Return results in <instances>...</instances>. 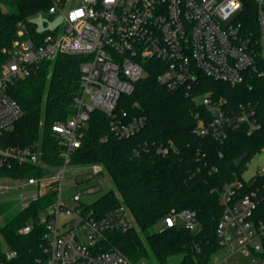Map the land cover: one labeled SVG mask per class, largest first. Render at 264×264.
I'll return each mask as SVG.
<instances>
[{"label":"built area","instance_id":"2783aa9c","mask_svg":"<svg viewBox=\"0 0 264 264\" xmlns=\"http://www.w3.org/2000/svg\"><path fill=\"white\" fill-rule=\"evenodd\" d=\"M51 1L47 14L60 18V26L45 31L41 38L38 31L37 39L28 38L20 28L0 68V166L28 164L47 173L32 178H0L11 183H0V202H11L14 209L23 211L32 202L51 196L36 220L44 229V259H38L37 264H145L143 260L131 262L117 249L103 251L99 247L108 233L126 232L133 221L123 206L95 217L90 204L81 201V196L101 190L97 179L103 175L100 165L75 167L71 163L83 129L91 113L98 111L108 118L115 139L129 140L140 133L145 119L131 118L118 110V104L152 66L158 84L192 97L206 108L205 117L195 112V118L199 117L193 133L198 137L223 142L234 125L245 126L248 135L259 131L261 124L254 107L240 105L232 112L224 100L195 92L202 77L232 87L254 76L264 77V0H253L257 38L237 19L240 0H80L73 6L71 0ZM59 54L81 57V62L71 114L51 126L61 160L59 166L51 168L43 162L39 144L11 146L3 137L22 117L19 105L7 92L9 84ZM169 151L162 145L155 148L159 156ZM75 168H85L83 175L95 179L96 185L76 190L78 177H74L75 192L62 200L65 174ZM258 177L264 178V164L251 178L242 180L247 184ZM243 182L234 180L222 188V215L215 232L219 249L211 264H240V258L249 264H264V220L255 215L264 202V183L242 193ZM197 226L195 213L188 210H172L163 220L164 229L182 227L194 232ZM32 228V223L26 224L17 232L27 235ZM4 246L5 251L0 243V264H15L17 253Z\"/></svg>","mask_w":264,"mask_h":264},{"label":"trees","instance_id":"16d2710c","mask_svg":"<svg viewBox=\"0 0 264 264\" xmlns=\"http://www.w3.org/2000/svg\"><path fill=\"white\" fill-rule=\"evenodd\" d=\"M240 1L242 8L237 19L257 38L256 5L253 0ZM0 2L8 8L6 13L0 10L1 68L20 28L25 29L28 38L37 39L36 26L26 20L39 11L47 12L52 1ZM46 34L43 31L40 38ZM80 62L81 57L59 54L53 61L40 63L28 76L9 84L7 92L19 105L22 117L5 133L6 145L24 147L40 141L43 162L51 168L60 165L51 126L65 121L71 114L78 91ZM156 76V69L147 67L145 76L134 84L133 92L122 96L118 104V110L126 111L131 118L145 119L140 133L129 140H117L109 130L108 118L95 111L83 129L80 147L71 163L75 167L100 165L113 186L88 206L95 217L123 206L133 221L126 232L108 233L100 242L103 251L117 249L133 263L152 258L156 264H167L168 258L179 255V264H209L219 249L215 232L222 215L219 204L222 188L234 180L243 182L247 162L264 147V77L254 76L234 87L200 79L196 94L211 93L213 99L224 100L232 112H237L240 105L252 106L261 124L260 130L251 135L245 126L234 125L227 138L217 142L193 133L194 111L205 115L206 108L192 97L158 84ZM161 145L169 147L165 156L155 152ZM243 154L246 157L235 166L234 161ZM46 173L28 164L0 166V178H32ZM263 183L262 177L255 182H243L242 193ZM50 201L51 196L40 198L13 214L9 212L11 202H0V238L17 253L15 264H37L38 259L43 262L44 229L36 220ZM172 210L194 212L197 230L164 229L163 220ZM255 215L264 220V202L257 207ZM30 223L33 228L29 234H18L20 227ZM157 225H162L160 231L154 230Z\"/></svg>","mask_w":264,"mask_h":264},{"label":"rangeland","instance_id":"374dc122","mask_svg":"<svg viewBox=\"0 0 264 264\" xmlns=\"http://www.w3.org/2000/svg\"><path fill=\"white\" fill-rule=\"evenodd\" d=\"M79 1L80 0H71L70 6L71 5L73 6L74 3H78ZM0 10L3 13H6L8 11V8L3 3L0 2ZM26 22L34 24L36 26V29L40 32L55 29L57 26H60V24H61L60 18H50L48 16L47 12H45V11H39V12L29 16L27 18ZM21 29L23 31H25V29L23 27ZM197 100L200 101V97H198ZM195 112L196 111H194V113H193L194 116L197 115ZM199 116H203V115H201L199 113ZM198 117L196 118V122H197ZM203 117H205V115ZM36 143L40 145V141H38ZM263 164H264V149L262 151L258 152L256 155H254L247 162L246 169L242 173V178L245 180H248L254 174L256 169L261 167ZM85 173H87L85 168L84 169L83 168L82 169L75 168L71 171L66 172V174H65L66 180L63 182V184L61 186V199L62 200H65L66 198L70 197L75 192L74 181H73L74 177H78L76 190H82L84 188H92L93 186L96 185L95 179L86 177L85 175H83ZM97 181L100 184L101 190L94 192V193L87 195V196H81L82 202H84L86 204H91L94 201H96L101 195H103L106 192L113 189V186H112V184H111V182H110V180L106 174H103L100 177H98ZM0 183L11 184L10 182H6L3 180H1ZM2 203H6V202H2ZM16 211L17 210L14 209L13 205H12L9 212L11 214H13ZM1 222H2V216L0 215V223ZM161 229H162V225H157L154 230L160 231ZM0 242H1V249L3 251H5L6 247L4 246L1 238H0ZM214 256H213V258H214ZM213 258L211 259L209 264H211L213 262ZM180 259H181V256H179V255L172 256V257L168 258L167 264H179ZM144 262H145V264H156L152 258L150 260H144ZM239 263L240 264H249V262L245 258L244 259L240 258Z\"/></svg>","mask_w":264,"mask_h":264},{"label":"water","instance_id":"95a60500","mask_svg":"<svg viewBox=\"0 0 264 264\" xmlns=\"http://www.w3.org/2000/svg\"><path fill=\"white\" fill-rule=\"evenodd\" d=\"M246 157L245 154L241 155L239 158H237L235 161H234V164L235 166H239L240 163L242 162V160Z\"/></svg>","mask_w":264,"mask_h":264}]
</instances>
